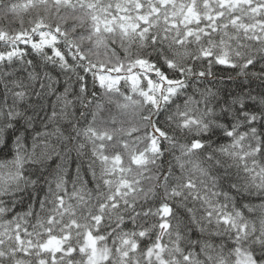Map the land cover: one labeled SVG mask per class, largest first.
<instances>
[{
    "label": "snow or ice",
    "instance_id": "1",
    "mask_svg": "<svg viewBox=\"0 0 264 264\" xmlns=\"http://www.w3.org/2000/svg\"><path fill=\"white\" fill-rule=\"evenodd\" d=\"M0 264H264V0H0Z\"/></svg>",
    "mask_w": 264,
    "mask_h": 264
}]
</instances>
